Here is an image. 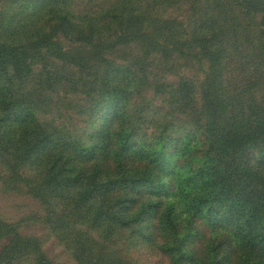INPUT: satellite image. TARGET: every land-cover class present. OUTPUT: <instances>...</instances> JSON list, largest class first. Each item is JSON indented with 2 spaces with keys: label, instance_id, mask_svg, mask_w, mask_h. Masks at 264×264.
I'll return each mask as SVG.
<instances>
[{
  "label": "trees",
  "instance_id": "16d2710c",
  "mask_svg": "<svg viewBox=\"0 0 264 264\" xmlns=\"http://www.w3.org/2000/svg\"><path fill=\"white\" fill-rule=\"evenodd\" d=\"M0 1V129L86 213L109 260L124 238L169 264H264V0ZM133 45L136 75L116 57ZM49 58L92 70L59 78L98 96L81 128H50L13 93ZM153 86L160 106L139 93Z\"/></svg>",
  "mask_w": 264,
  "mask_h": 264
},
{
  "label": "rangeland",
  "instance_id": "374dc122",
  "mask_svg": "<svg viewBox=\"0 0 264 264\" xmlns=\"http://www.w3.org/2000/svg\"><path fill=\"white\" fill-rule=\"evenodd\" d=\"M2 7L3 2L0 1ZM10 15L7 10L5 16ZM8 37V32L5 33L0 27V39ZM140 53L134 45L121 49L116 53L117 61L135 65L134 75L140 74V65L133 64V57ZM237 59H233L234 63ZM91 71L79 73L72 65L49 58L38 62L34 66V74L25 82L15 81L12 90L21 100L38 101L39 114L49 121L50 128L74 130L75 127L81 128L90 123L89 114L95 113L94 103L98 96L95 93L84 95L82 91L85 93L87 86L72 88V83L60 82L59 78L69 77L72 82H76V79L83 78ZM188 73L195 77L197 69L193 67ZM236 73L238 69H233L232 74ZM257 74L256 69H253L246 77L251 81ZM48 76L54 80L50 82ZM238 78L233 79L236 85ZM79 88L82 94L78 93ZM142 91L146 92L145 99L154 105L162 104L163 96L157 93L155 86L143 88L139 93ZM94 119L97 123L98 116ZM10 130L18 134L24 127L15 121ZM0 135V139L10 142L8 148L0 146V251L5 248L0 264H35L40 253L45 254L52 264H97L101 259H104L103 264H124L122 257L133 264H169L168 259L154 249L130 248L124 238L111 246L120 262L118 259L109 260L104 251L105 245L110 244L101 241L99 232L91 227L86 213L75 206L69 197L53 191L33 161L27 162L25 158L18 160L19 153L14 149L17 139L14 141V135L8 137L1 129ZM176 161V157L172 159L171 167L176 166L181 172V165H177ZM37 186L43 189L41 197L34 192ZM86 248H90V251L85 252Z\"/></svg>",
  "mask_w": 264,
  "mask_h": 264
}]
</instances>
